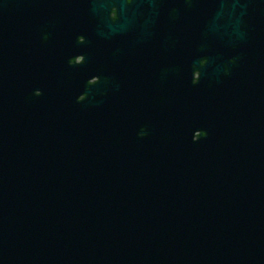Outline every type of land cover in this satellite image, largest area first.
Returning <instances> with one entry per match:
<instances>
[{"label": "water", "instance_id": "1", "mask_svg": "<svg viewBox=\"0 0 264 264\" xmlns=\"http://www.w3.org/2000/svg\"><path fill=\"white\" fill-rule=\"evenodd\" d=\"M0 264H264V0H0Z\"/></svg>", "mask_w": 264, "mask_h": 264}, {"label": "flooded vegetation", "instance_id": "2", "mask_svg": "<svg viewBox=\"0 0 264 264\" xmlns=\"http://www.w3.org/2000/svg\"><path fill=\"white\" fill-rule=\"evenodd\" d=\"M188 0H186V2H187ZM127 3L128 4H130L131 3V0H127ZM111 17H112V19H115L116 18V8H114L113 10H112V15H111ZM74 62H77V63H81L82 62V58H77V59H75V60H73ZM95 82H97V78H95V79H92L89 83L90 84H93V83H95Z\"/></svg>", "mask_w": 264, "mask_h": 264}]
</instances>
